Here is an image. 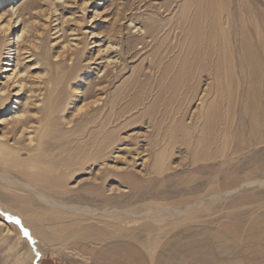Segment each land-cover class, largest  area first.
I'll return each mask as SVG.
<instances>
[{
	"label": "rangeland",
	"instance_id": "1",
	"mask_svg": "<svg viewBox=\"0 0 264 264\" xmlns=\"http://www.w3.org/2000/svg\"><path fill=\"white\" fill-rule=\"evenodd\" d=\"M25 2L0 0V14ZM27 10L4 33L0 138L22 145L42 122L51 124L54 154L94 157L58 179L74 192L57 196L92 211L59 224L50 205L18 198L22 167L0 164V264H111L112 256L114 264H137L142 255L165 264L175 255L167 241L191 226L212 247V264L231 253L242 264L240 254L264 250V0H37ZM23 25L25 45L38 55L20 64L41 65L17 91L3 56L16 68L11 57ZM203 31L213 42L192 41L190 32ZM205 45L217 53L202 56ZM15 110L30 116L20 138L12 133ZM115 237L116 253L106 249Z\"/></svg>",
	"mask_w": 264,
	"mask_h": 264
},
{
	"label": "bare ground",
	"instance_id": "2",
	"mask_svg": "<svg viewBox=\"0 0 264 264\" xmlns=\"http://www.w3.org/2000/svg\"><path fill=\"white\" fill-rule=\"evenodd\" d=\"M191 2V1H190ZM36 3H37V0H28V2H25V3H22V4H20V5H18L13 11H11L10 13L8 12H3L2 14H0V69H1V60L3 59L2 58V53H7V54H9V52H3V49H4V45H5V42H3L4 41V36H6L4 33L6 32V31H8L9 29H11L12 28V25H15L17 22H20V23H22L23 21H24V18H23V15H31L32 14V12H29L27 9H29L30 10V8H32V7H35L36 6ZM11 4V3H10ZM3 5H1L0 4V9H1V7H2ZM213 6V5H212ZM25 10H27L25 13H24V11ZM204 11V10H203ZM213 11H214V9L212 10V13H213ZM211 12V11H210ZM181 15V14H180ZM193 15V14H192ZM15 16V17H14ZM216 16V15H215ZM7 18V20L4 22V20ZM180 18H181V16H180ZM186 19V18H185ZM181 22L183 21V20H180ZM180 21H179V24H180ZM249 21V20H248ZM183 23V22H182ZM178 25V24H177ZM206 26H207V24H206ZM208 28V27H207ZM208 30V29H207ZM198 31V30H197ZM196 31V32H197ZM206 31V30H205ZM29 33H30V31H29V29L27 28V27H24V25L23 26H21V29H20V32L19 33H17L16 34V36H15V44H16V47H15V53H12V54H14V55H12V57H11V59H13V61H15V63H16V68H19V67H24L25 65H22L21 66V64L20 63H22L21 61H23L24 59H26V58H28V57H33L34 59H35V57H36V59H37V55H38V53L37 52H35V51H33V49L31 48V47H29V45H25V43H26V41H28V39H29ZM191 33V38H192V41H194L195 40V42L198 40L200 43H205L206 42V40H207V42H209V43H211V42H213V41H211V39L208 37L207 38V36L205 37V32L203 31V32H201L202 33V35L200 34L199 35V33H196L197 34V36L195 35V37H193L192 36V32H190ZM207 31H206V35H207ZM141 37V36H140ZM189 43V42H188ZM192 43V42H191ZM248 44V43H247ZM18 45H20V46H22L23 48L21 49V53H19V55H18V50H19V46ZM18 46V47H17ZM113 46V45H112ZM199 47V46H198ZM196 48V47H195ZM200 48V47H199ZM248 48V47H247ZM35 50H36V48H35ZM216 49H213V48H211V47H207V45H205V48H204V50H203V53H201L202 54V56H204V55H210L211 53H217L216 51H215ZM9 51V50H8ZM199 51V50H198ZM200 52H201V50H200ZM25 53H28V55H24ZM21 54L22 55H24V57L23 56H21ZM9 56L10 55H5V56H3L4 58H5V61H3V65H5L3 68H4V70L3 71H11V75H9V76H7L6 77V79L8 80H12V82H13V84L14 85H16L15 87H17L18 88V90L17 91H20V90H23L25 87H26V82H28V81H26V77L28 78V76H29V73L33 70V69H37V68H39L40 66L38 65V64H40L41 65V63H40V61H35V65L34 66H25V67H29L28 69L27 68H24V69H27V70H25L23 73H21V74H19V71H15V69L16 68H9L8 66H10V65H12L11 64V60H9L8 58H9ZM40 57V56H39ZM2 58V59H1ZM187 59V58H186ZM193 59V58H192ZM39 60H40V58H39ZM194 60V59H193ZM54 61V60H53ZM53 61L51 62V61H49L48 60V62L50 63H53ZM34 63V62H33ZM50 63V64H51ZM189 63V62H188ZM211 63V62H210ZM49 64V65H50ZM215 63H213V65H214ZM52 65V64H51ZM209 65V64H208ZM184 67V66H183ZM213 67V66H212ZM216 67V65H214V68ZM186 68V67H185ZM192 69H193V67H192ZM201 69V68H200ZM214 70V69H213ZM187 73V72H186ZM32 76V75H31ZM39 78H40V76H39ZM37 79V78H36ZM41 79V78H40ZM35 80V79H34ZM40 81V80H39ZM49 81V80H48ZM51 81V80H50ZM36 82V81H35ZM40 82H42V81H40ZM38 84H39V82H38ZM41 84V83H40ZM43 84H45V81H44V83ZM30 85V84H29ZM52 85V84H51ZM7 86V85H6ZM5 86V88L4 89H2V88H0V107L4 104V103H6V100H7V95H6V90H7V87ZM31 87V86H30ZM44 87H45V85H44ZM29 88V87H28ZM51 88V87H50ZM54 88H55V86H54ZM54 88H53V90H54ZM45 89H47V87L45 88ZM26 91H29L30 93H32V96H29L30 98H34V96H33V93L35 92V91H33L32 89H27ZM51 91V90H50ZM49 91V92H50ZM39 92V91H38ZM17 93L16 92H14V94L13 95H16ZM53 94V93H52ZM212 94V93H211ZM254 96H255V94H254ZM206 95H202L201 97H200V100H201V103H203L204 101H205V99H206ZM51 98H52V96H51ZM43 99H41L40 101H42ZM51 100V99H50ZM42 104H43V102H41ZM48 103V102H47ZM47 103H45V104H47ZM50 103V105H51V101L49 102ZM44 104V105H45ZM43 105V106H44ZM48 105V104H47ZM209 105V104H208ZM4 106V105H3ZM45 107H46V105H45ZM45 107H43L44 109H45ZM48 107V106H47ZM49 108V107H48ZM48 108H46V110L48 109ZM206 108H207V106H206ZM26 111V110H25ZM50 111H51V107H50ZM44 112H45V110H44ZM13 114H14V117L12 118V123H14L13 125V128H12V133H14V135L15 134H17L18 133V137L20 138V136L23 134V131L26 129H28L27 127H31V126H27L26 127V123H25V121L30 117H25V118H23L24 116H23V113H18V111H14L13 112ZM44 115H46V113H44ZM46 117V116H45ZM217 117V116H216ZM33 118V117H32ZM52 118V117H51ZM210 118V117H209ZM31 119V118H30ZM39 119V118H38ZM29 120V119H28ZM27 120V121H28ZM32 121V120H31ZM34 121V120H33ZM41 121V120H40ZM29 122V121H28ZM37 123V122H36ZM30 124V123H29ZM51 126V124L50 125H48V124H44V123H42V122H40L39 124H38V126H37V129L35 128V129H33V127L31 128L32 130H27L26 132H25V134L27 133V132H31L32 134L30 135L29 133V135H27L26 136V139H24V140H26V143H24V144H20L19 143V141L18 140H16V138H14L15 139V144H16V146L14 145V143H11V142H7L8 140H3L2 138H0V164L2 165V166H5V167H15V166H20V167H22V168H18V169H16V167L14 168V169H16V171H19L24 177H26V181L25 182H17L18 184H19V187L22 189V191H23V193H24V195H22L21 196V194L19 195L20 197H18L19 199H21L22 200V202L23 203H25V204H27L28 202H30L31 200H34V198L35 199H38L39 200V203H42V204H47V205H50V208H54L55 209V215H52V218L53 219H57L58 220V222H59V224L62 222V221H65V218L66 217H69L70 219L69 220H71V219H74V220H77V222L79 221V222H81V221H84V220H87V219H89L88 218V213H89V211H92V210H90L88 207H80V206H71V205H68V204H66V203H62V202H60V201H58L57 200V196H59V195H63V196H68L70 193H72V191L73 190H71V189H69V188H67L68 186L66 185V183H65V185H64V183L62 182V181H59V180H62V179H60V177L61 176H67V177H69V178H72V177H74L75 175H76V172H78L79 170H81V168L83 169V167H85L84 165V163H85V161H87V163H88V155H85V154H87V153H84V156H82V157H79V158H81V159H79V158H76V157H78L77 155H76V157L73 155V158L75 157L76 159H74L73 161H71L72 159V156L70 157V158H68L67 159V157L65 158L64 157V155L62 156V155H57V153L56 154H54V152H55V150L53 149L54 148V144L51 142V141H49L48 139L50 138V136L48 135V133H46L47 132V130H49V127ZM69 127V126H68ZM206 128V127H205ZM11 129V128H10ZM24 134V135H25ZM13 135V136H14ZM15 137V136H14ZM54 140V139H53ZM21 142V141H20ZM18 143H19V145H18ZM48 146L49 147H51L50 148V150H52L53 152H47L48 150ZM53 147V148H52ZM66 151V150H65ZM62 152V151H61ZM21 153H27V155L25 156V157H22L21 156ZM67 155V154H66ZM71 155V154H70ZM82 155V154H81ZM80 155V156H81ZM91 156V155H90ZM92 157V156H91ZM56 158H58V159H56ZM94 158V157H93ZM92 158V159H93ZM69 159H71V160H69ZM88 159V160H87ZM92 159L90 158V160L92 161ZM56 160H59L58 162L56 161ZM89 160V161H90ZM96 160V159H95ZM161 160H163V159H161ZM90 161V162H91ZM156 161V160H155ZM164 161V160H163ZM157 162H159V163H161L160 162V158H158V161ZM44 164H46V165H50V169H49V171H45L44 170V168L45 167H48V166H45V167H43L44 166ZM158 164V163H157ZM156 164V165H157ZM162 164H163V162H162ZM161 164V165H162ZM74 165H76V166H74ZM88 165V164H87ZM58 166H64V169H63V171L61 172L60 171V174L58 175V177L59 178H57V180L59 181V182H56L57 180H56V177H57V171H58ZM158 166V165H157ZM161 168V167H160ZM54 170L53 171V174L54 175H52V177H54V178H51V179H54V180H50L51 182H52V184H51V182H50V184H49V177H47L48 176V174H49V172H51L52 170ZM7 170V169H6ZM10 170V169H9ZM11 170H13V169H11ZM47 170V169H46ZM61 170H62V168H61ZM19 173V174H20ZM52 173V172H51ZM45 175V176H44ZM47 175V176H46ZM51 176V175H50ZM47 177V178H46ZM63 178V177H62ZM66 179V178H65ZM12 183H15L14 182V180H10ZM43 181H45V184H47L46 186L44 185V184H42V182ZM263 183H264V181H263ZM65 186H67V187H65ZM72 188V187H71ZM74 192V191H73ZM76 192H78V191H76ZM22 193V192H21ZM50 194H55V195H50ZM62 196V197H63ZM84 196V195H83ZM65 198V197H64ZM87 198V197H86ZM37 200V201H38ZM47 205H46V207H47ZM49 207V206H48ZM47 207V208H48ZM114 210H116V211H114L115 212V216L117 217L118 216V209H116V207L114 208ZM174 210V209H173ZM67 212H73V213H75V215L74 214H71L70 213V215L68 216L67 214H65V213H67ZM113 212V211H112ZM114 212H113V215H114ZM182 212V210H177V209H175L174 210V214H177V213H181ZM43 214L41 215V216H43V217H48V215H49V213H48V211H45L44 210V212H42ZM46 213H48V214H46ZM135 213V212H134ZM46 214V216H44ZM78 214V215H77ZM91 215V214H90ZM103 215V214H102ZM102 215L98 212V213H95L94 214V216H92L91 218H93V219H97V217H98V219H99V217L101 218L102 217ZM51 216V215H50ZM107 216V215H106ZM109 216V215H108ZM107 216V217H108ZM127 216V215H126ZM148 216V215H147ZM146 216V217H147ZM156 216V215H155ZM104 217H105V215H104ZM48 218H50V217H48ZM51 218V219H52ZM114 218V217H113ZM59 219H60V221H59ZM67 221H68V219H67ZM64 223V222H63ZM59 227H60V225H59ZM51 229V228H50ZM254 230V229H253ZM262 230V229H261ZM263 231V230H262ZM264 236V235H263ZM262 235H257V238H256V240H261L262 239V237H263ZM176 237H178V235L177 234H174L173 236H172V238H176ZM107 240H112L111 241V247L113 246H116L115 244L116 243H118L117 241V237H115V238H110V239H107ZM107 240H104L103 242H106ZM197 242H195V244H196ZM210 243V242H209ZM260 243V242H259ZM119 244V243H118ZM118 244H117V246H118ZM170 245H172V242L171 243H169ZM173 244H174V242H173ZM179 244V243H178ZM182 244H184V243H182ZM181 244V245H182ZM199 244V243H198ZM177 245V244H176ZM191 245H192V243L190 244V248H192L191 247ZM207 245V244H206ZM104 246V245H103ZM183 246V245H182ZM188 245L186 244V247H187ZM208 246V245H207ZM210 246V245H209ZM208 246V247H209ZM106 246H104V248H105ZM112 247V248H113ZM194 247H196V246H194ZM199 247H201L200 249H199V251H201V249H202V251L200 252V253H196V251H194V256H193V254H192V249L189 251V252H191L190 254H191V256L189 257V255H187V254H181L182 256H180L181 258H183V260H182V262H181V260L179 259V261H180V263H175L173 260H172V262H174V264H182L184 261H185V259L186 258H188L187 260H188V262L186 263V264H194L195 263V259H200L201 257H203V255H205V253H204V248H203V246H202V244L201 245H198L197 246V249L199 248ZM207 247V248H208ZM211 247V246H210ZM207 248H205V249H207ZM256 248H258V247H256ZM108 249V248H107ZM114 250H116V249H114ZM113 250V251H114ZM136 250H137V253H139L140 252V250H139V252H138V249H135V253H136ZM112 251V250H111ZM209 251H212L213 252V249H212V247H211V249L209 248ZM115 252V251H114ZM204 253V254H203ZM185 255V256H184ZM187 255V256H186ZM210 255H212V253L210 254ZM116 256V255H115ZM196 256H198L197 258H195ZM199 256H201V257H199ZM206 256L208 257V255L206 254ZM113 257V256H112ZM110 258L109 260H108V263L109 262H111L112 261V259L113 258ZM191 257H193L194 259H192L191 261L189 260ZM205 257V256H204ZM214 257V256H213ZM212 256H211V258H213ZM145 258V257H144ZM144 258L142 259V260H139V262L140 263H142L143 262V264L146 262V260H144ZM177 258V257H176ZM40 259H42V257H40ZM169 260H171V258H169ZM202 260V263H203V258L201 259ZM218 260V259H217ZM216 260V261H217ZM221 260V259H220ZM21 261V260H20ZM142 261V262H141ZM192 261H194V262H192ZM207 261H210V262H207ZM227 261V260H226ZM105 262V261H104ZM139 262L137 261V264H139ZM172 262H170V264H173ZM200 262V261H199ZM204 262L205 263H209V264H212V262H211V259H210V257H208V259L205 261V258H204ZM113 262H111V264H112ZM201 262L199 263V264H202ZM114 264V263H113ZM145 264H147V263H145ZM165 264H169V263H165ZM185 264V263H184ZM204 264V263H203Z\"/></svg>",
	"mask_w": 264,
	"mask_h": 264
},
{
	"label": "crops",
	"instance_id": "3",
	"mask_svg": "<svg viewBox=\"0 0 264 264\" xmlns=\"http://www.w3.org/2000/svg\"><path fill=\"white\" fill-rule=\"evenodd\" d=\"M190 232L191 234L190 235H188V236H186V237H184L183 238V235H184V232ZM174 234H177L178 235V237H176V238H173L172 240L173 241H171V242H174V250H175V255H174V262L175 263H180V261H179V259L181 260H183V258H181L180 256H182L181 254H187L191 249H192V254H193V256L195 255L194 254V251H196V253H200L201 251H202V249H201V251H199V249L201 248V247H199L198 249H197V246L198 245H201L200 244V238H199V234H200V232L199 231H197V228L196 227H194V226H191V227H188V229H186V230H184V229H179L178 231H176ZM173 234V235H174ZM172 235V236H173ZM254 237H256L257 238V235L256 236H254ZM258 239V238H257ZM263 239V238H262ZM259 241V240H258ZM118 242V241H117ZM170 241H167V243H171ZM195 242H197L196 244H195ZM119 243V242H118ZM118 243H116L115 245L116 246H110V247H107L108 249H111L112 250V252H114L115 251V253L117 252V250H118V247H119V244ZM179 243V244H178ZM182 243H184V244H182ZM192 243V245H191V247L192 248H190L189 246H190V244ZM199 243V244H198ZM117 244H118V246H117ZM173 244V243H172ZM177 244V245H176ZM183 246H182V245ZM186 244L188 245L187 247H186ZM208 245V244H207ZM206 245V243H205V245H203L202 244V246H203V248H204V253H205V255H203V257H201V256H199V257H201L199 260L198 259H195L196 261H195V263L194 264H199L200 262L202 263V258H203V263L204 264H209V263H205L204 262V258H205V261L208 259V257H211L212 255H210L211 253H213L212 251H209V248L211 249V247L209 246H207ZM166 246V245H165ZM194 246H196V247H194ZM208 247V248H207ZM106 248V249H107ZM205 248H207V249H205ZM114 249H116V250H114ZM147 249V248H146ZM114 250V251H113ZM139 250L140 249H138V252H139ZM135 251V249L133 250V252ZM149 251H151V249H149ZM191 252H189L187 255H189V257L191 256ZM251 254H252V256H250L249 255V257L246 259V257L244 256V254H243V256H242V254H240V257H241V260H242V264H264V250H263V248H256V247H254V248H252L251 249ZM136 253H137V250H136ZM203 253V254H204ZM206 254L208 255V257L206 256ZM116 255V254H115ZM186 255V256H187ZM117 256V255H116ZM143 257L142 258H144V255H142ZM185 256V255H184ZM205 256V257H204ZM239 256V254H234V253H231V256L229 257V258H227V259H218L217 260V258H216V262H215V264H236V261L237 260H239L238 257ZM255 256H257V258L255 259L254 257ZM177 257V258H176ZM198 256H196L195 258H197ZM113 259H112V261L111 262H113V263H115V257H112ZM170 258V257H169ZM179 258V259H178ZM177 259H178V261H177ZM188 258H186L185 259V261L182 263V264H186L187 262H188V260H187ZM192 259H194L193 257H191L189 260L191 261ZM109 260V259H108ZM140 260V259H139ZM139 260H138V262H139ZM144 260H145V258H144ZM182 260H181V262H182ZM227 260V261H226ZM240 260V261H241ZM200 261V262H199ZM111 262H109V263H111ZM142 262V261H141ZM170 262H172V259L171 260H169V262L167 261V263H169L170 264ZM174 262H172L173 264H174ZM192 262H194V261H192ZM207 262H210V261H207ZM112 263V264H113ZM136 263H137V261H136ZM145 263H147V262H145ZM144 263V264H145ZM202 263V264H203ZM241 263V262H240ZM139 264H143V262L142 263H140L139 262Z\"/></svg>",
	"mask_w": 264,
	"mask_h": 264
}]
</instances>
